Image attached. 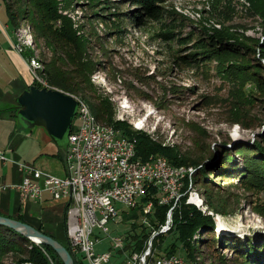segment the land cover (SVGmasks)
Listing matches in <instances>:
<instances>
[{"label":"rangeland","instance_id":"374dc122","mask_svg":"<svg viewBox=\"0 0 264 264\" xmlns=\"http://www.w3.org/2000/svg\"><path fill=\"white\" fill-rule=\"evenodd\" d=\"M32 6L22 0L16 9ZM52 13L54 29L66 25L83 41L82 61L92 63L91 82L112 103L116 121L191 157L205 161L214 154L230 171L207 186L192 176L203 204L197 210L214 218L213 234L202 236L199 230L187 238L191 260L179 234L167 236L161 254L175 244L187 264H248L228 244L243 253L248 244H264V165L242 175L247 165L261 164L252 144L264 146V0H155L149 11L131 0H52ZM30 25L19 22L15 43L19 38L26 58L40 61L38 74L48 84L44 72L53 55ZM27 74L39 88L28 69ZM41 131L35 128L26 143L23 164L65 177L67 138L56 145ZM129 217L125 213L122 222L110 223L107 234L95 231L97 253L108 251L113 238L126 237ZM60 231L64 239L63 222ZM207 238L217 242L200 243ZM125 255L118 253L114 264H128ZM15 257L8 255L6 263Z\"/></svg>","mask_w":264,"mask_h":264},{"label":"built area","instance_id":"2783aa9c","mask_svg":"<svg viewBox=\"0 0 264 264\" xmlns=\"http://www.w3.org/2000/svg\"><path fill=\"white\" fill-rule=\"evenodd\" d=\"M0 0V7H1ZM27 69L40 89H48L31 59L26 58L22 41L14 44ZM79 121L69 136L68 170L65 177L41 171L36 167L18 164L24 178L17 186L22 195L38 201L47 194L53 201L65 202L66 232L72 253L89 264H114L116 255L124 251L125 238H113L110 249L96 252L95 231L110 232V223L122 222L124 211L136 208L148 195L150 188L159 191V205L170 206L165 222L147 242L144 251L126 253L128 264H187L178 255L156 256L153 240L168 234L174 227L173 215L185 199L196 207L189 190L190 173L172 165L167 158L152 155L145 161L136 157V140L114 129L109 135H97L86 119L79 104ZM0 160H7L0 149ZM155 210L154 201L143 208L142 224L150 226L148 219ZM203 213V212H202Z\"/></svg>","mask_w":264,"mask_h":264},{"label":"trees","instance_id":"16d2710c","mask_svg":"<svg viewBox=\"0 0 264 264\" xmlns=\"http://www.w3.org/2000/svg\"><path fill=\"white\" fill-rule=\"evenodd\" d=\"M4 1L6 2L7 13L14 29H18L20 21L25 20L30 22V26L36 34V37L44 41L45 47L52 53L53 57L46 63L47 69L44 72L47 76L48 85L50 87L52 86L51 88L54 87V89L61 90L75 98L81 95V99L77 98V101L87 105L90 110L92 108L94 113L92 110L91 112L98 121H102V124L105 123V126L112 125L116 129L121 130L125 136L132 140H136L137 159L145 161L152 155H160L167 158L174 166H180L181 168L192 166V168L196 170L193 176L194 182L206 186L213 183L212 178L214 176L223 178L227 172H230L226 169L224 162L217 164L218 159H215L214 154H211L205 161L191 157L188 154H183L177 147H166L156 143L147 134L139 132L138 130H133L132 127L125 122L116 121L112 103L108 98L100 95L95 85L91 82V74L93 72L92 63L90 61H82L81 52L85 49L83 41L81 39L79 40L72 29L66 25L60 28V30L53 28L54 25L52 23L56 21L57 16L52 13V0H25L28 6L32 4L33 6L24 9H16V4L22 2V0L15 2L14 0ZM131 1L135 2V4L140 6L144 11L152 10L155 5V0ZM258 64L259 66H263L260 60H258ZM32 86H34V83L26 87V89ZM11 109L13 117L17 120L19 107L16 105ZM252 151L260 156L259 159L261 164H259L260 166L249 165V167L247 165L242 175L245 173L248 175L251 174L254 172L252 169L257 173V169L264 165V146L260 145V143L252 144ZM54 156L61 157L60 154ZM204 194L209 197L208 199L211 198L209 190H206ZM158 195L159 191L156 188H150L148 195L140 200L136 208L124 211V214H130V222H128L130 223L131 229L126 234L125 248L121 253H140L144 251L147 240L152 236L151 230L148 228L151 226L158 228L160 224L165 222L170 206L159 205ZM150 200L154 201L155 204L154 213L148 216L150 226L142 223L138 225L136 220L138 217L140 218L143 216V208ZM261 213L264 217V211ZM18 220L25 222L22 218ZM173 221L174 227L171 232L165 235H158L153 240L152 249L156 256L176 255L178 247L175 244H172L170 248H166L164 250L165 252L161 254L167 236L174 233L180 235L182 249L187 252L190 259V250L188 248L190 246L187 244V238L191 237L194 233L196 234L199 230L203 231L201 234L202 236L213 234V229L215 227L214 218L204 215L192 205H187L185 199L182 201L180 208L175 210ZM37 229L45 233L41 228ZM138 229L141 230L140 235L135 233ZM64 231L65 238L63 242H60L70 249L66 232V220H64ZM211 241L217 242L214 238H207L206 240L201 239L200 243L204 242V244H206ZM263 245L255 247L253 243L248 244L249 248L246 253H243L240 247H235L232 244H228V249L232 248L237 258L238 256L241 257V259L243 258L242 260H245L248 264H264V253L260 252L264 250ZM10 254H15L17 256L14 258L12 264H54V262L57 264L58 261L59 264H64L51 247L37 245L26 237L6 227L0 226V264H7L6 258ZM258 255L259 258L257 257ZM75 259L77 264H83L77 256H75Z\"/></svg>","mask_w":264,"mask_h":264},{"label":"crops","instance_id":"0c3cea01","mask_svg":"<svg viewBox=\"0 0 264 264\" xmlns=\"http://www.w3.org/2000/svg\"><path fill=\"white\" fill-rule=\"evenodd\" d=\"M0 7V149L6 161L0 160V215L20 219L59 241L61 223L65 220V202L53 201L47 194L38 201L25 198L17 186L24 178L18 164L26 162V143L33 130L23 129L13 117L15 99L31 86L27 67L16 50L15 29L9 15ZM42 130V129H41ZM43 134L47 136L44 131ZM30 148V147H29Z\"/></svg>","mask_w":264,"mask_h":264},{"label":"water","instance_id":"95a60500","mask_svg":"<svg viewBox=\"0 0 264 264\" xmlns=\"http://www.w3.org/2000/svg\"><path fill=\"white\" fill-rule=\"evenodd\" d=\"M15 102L19 107L17 121L23 129L40 128L56 145H60L66 138L69 142L79 109V101L73 96L60 90L40 89L32 86L24 90ZM63 151L66 170H68V146ZM0 226L26 237L37 245L51 247L64 264H77L75 255L70 249L28 223L0 215Z\"/></svg>","mask_w":264,"mask_h":264},{"label":"bare ground","instance_id":"6f19581e","mask_svg":"<svg viewBox=\"0 0 264 264\" xmlns=\"http://www.w3.org/2000/svg\"><path fill=\"white\" fill-rule=\"evenodd\" d=\"M30 43L33 44V41H31ZM29 59H31L33 65L37 69H40L41 63H40L39 60H37L36 58H29ZM42 80L44 81V79H42ZM45 85L48 88V90L49 89L50 90H55L53 88H50L46 82H45ZM79 104H80V107L83 110V113L85 114L86 119L92 125V132L93 133H96L97 135H109V134H111L114 131L115 127H113V126H105L100 121H98V119L93 115V113L91 112V110L89 109V107H87V105H85L84 103H80V102H79ZM76 118L79 121V114L76 115ZM119 118H120L119 120L122 119L121 117H119ZM182 169H183V173H190L189 190H191V198L195 200L197 206H199L198 208L201 209L203 207L202 206L203 204H202V201L198 200V196H197V194L195 193V190H194L195 189V187H194L195 184L193 183V180H192V176H193V174H194L195 171H194L193 168L182 167ZM202 212L205 213L206 211L205 212L202 211Z\"/></svg>","mask_w":264,"mask_h":264}]
</instances>
